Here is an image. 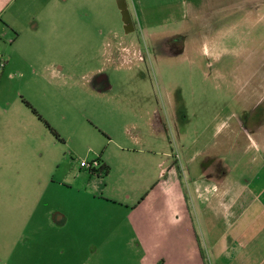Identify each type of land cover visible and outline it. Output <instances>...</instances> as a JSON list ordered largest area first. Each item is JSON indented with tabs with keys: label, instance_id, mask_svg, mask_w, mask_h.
I'll list each match as a JSON object with an SVG mask.
<instances>
[{
	"label": "rangeland",
	"instance_id": "rangeland-1",
	"mask_svg": "<svg viewBox=\"0 0 264 264\" xmlns=\"http://www.w3.org/2000/svg\"><path fill=\"white\" fill-rule=\"evenodd\" d=\"M220 1L141 0L165 15L189 4L186 20L150 35L139 27L127 34L109 0L99 7L87 0L103 28L116 32L92 34L96 20L86 19L90 33L82 34L68 20L66 32L15 48L0 74V264H139L122 204L156 182L148 153H168L167 167L180 157L188 174L181 143L210 126L232 96L234 74L254 79L264 61V16L257 14L264 3ZM129 4L133 16L141 5ZM1 40V49L10 47ZM209 43L236 54L208 57ZM100 74L106 80L98 83ZM94 157L110 163L108 182L80 170Z\"/></svg>",
	"mask_w": 264,
	"mask_h": 264
},
{
	"label": "crops",
	"instance_id": "crops-1",
	"mask_svg": "<svg viewBox=\"0 0 264 264\" xmlns=\"http://www.w3.org/2000/svg\"><path fill=\"white\" fill-rule=\"evenodd\" d=\"M109 1L113 13L119 8L117 3L126 14L131 9L129 0ZM233 1L222 0L231 5ZM100 2L90 3L99 7ZM253 2L260 7L264 0ZM139 4V11L127 15L132 25L123 21L128 33L139 27L150 35H161L160 25L184 21L190 15L187 2L180 3L177 12L166 15L154 13L141 0ZM261 11L257 10L259 18L264 16ZM96 14L100 13L95 6L87 7V0H0V43L1 38L10 43L9 48H0V61L5 64L3 75L13 61L16 47L28 49L37 43L38 36L66 32L68 20H73L77 31L84 34L90 33L86 19H94L91 32L98 29L102 35L107 27L97 21ZM172 34L182 49L183 33L175 30ZM204 51L217 60L227 53L236 54L212 43ZM253 77L245 79V75L234 74V79L228 80L232 96H226L210 126L187 147L181 143L188 174L180 157L167 167L168 153L162 152L161 158L155 157L160 156L159 151L148 153V171L155 172L152 176L156 182L140 197L127 194V202L122 204L125 223L132 234L127 244L140 254L139 264H264V112H259L264 107V61ZM101 162L109 167L108 175L103 176L106 183L112 168L103 158ZM88 175L100 180L98 175Z\"/></svg>",
	"mask_w": 264,
	"mask_h": 264
},
{
	"label": "built area",
	"instance_id": "built-area-1",
	"mask_svg": "<svg viewBox=\"0 0 264 264\" xmlns=\"http://www.w3.org/2000/svg\"><path fill=\"white\" fill-rule=\"evenodd\" d=\"M4 62L0 61V74L3 72L4 70ZM103 167L101 160L99 159V157H94L93 159H91V161H81L80 162V168L81 169H85L87 170L89 173L98 175L100 169Z\"/></svg>",
	"mask_w": 264,
	"mask_h": 264
},
{
	"label": "trees",
	"instance_id": "trees-1",
	"mask_svg": "<svg viewBox=\"0 0 264 264\" xmlns=\"http://www.w3.org/2000/svg\"><path fill=\"white\" fill-rule=\"evenodd\" d=\"M28 106H29V105H28ZM32 111L34 112L35 115H37V113H36L35 110L32 109ZM38 117H39V119H41L39 115H38ZM45 125H46L47 128H49V129L54 133V131L50 128V126H49L48 124L45 123ZM54 134H55V133H54ZM55 135H56V134H55ZM108 173H109V167H108V166H103V167L100 169L98 176H106V175H108Z\"/></svg>",
	"mask_w": 264,
	"mask_h": 264
},
{
	"label": "water",
	"instance_id": "water-1",
	"mask_svg": "<svg viewBox=\"0 0 264 264\" xmlns=\"http://www.w3.org/2000/svg\"><path fill=\"white\" fill-rule=\"evenodd\" d=\"M118 6H119V9L122 11V14H123V21H124L126 24H128L129 26H131L132 24L130 23L129 17L127 16L128 14H126V13L123 11V10H124V7L121 6V5H118ZM128 25H127V26H128ZM125 30H126V33L129 32L127 28H125Z\"/></svg>",
	"mask_w": 264,
	"mask_h": 264
},
{
	"label": "flooded vegetation",
	"instance_id": "flooded-vegetation-1",
	"mask_svg": "<svg viewBox=\"0 0 264 264\" xmlns=\"http://www.w3.org/2000/svg\"><path fill=\"white\" fill-rule=\"evenodd\" d=\"M173 41L176 42V44L179 42L178 38H176V37L173 38ZM179 47H180V42H179ZM95 79L98 83H101L102 81L106 80V75L100 74V75L96 76Z\"/></svg>",
	"mask_w": 264,
	"mask_h": 264
}]
</instances>
